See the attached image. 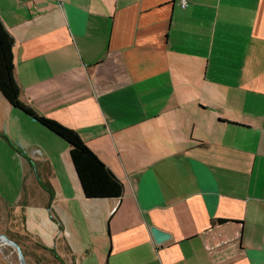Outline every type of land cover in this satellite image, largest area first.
<instances>
[{
  "label": "crops",
  "instance_id": "obj_1",
  "mask_svg": "<svg viewBox=\"0 0 264 264\" xmlns=\"http://www.w3.org/2000/svg\"><path fill=\"white\" fill-rule=\"evenodd\" d=\"M184 2L0 0L20 100L123 184L86 198L68 144L0 93V234L19 222L35 264L34 239L69 264H264V0Z\"/></svg>",
  "mask_w": 264,
  "mask_h": 264
},
{
  "label": "trees",
  "instance_id": "obj_2",
  "mask_svg": "<svg viewBox=\"0 0 264 264\" xmlns=\"http://www.w3.org/2000/svg\"><path fill=\"white\" fill-rule=\"evenodd\" d=\"M13 44V37L0 20V93L10 105L32 117L40 125L44 126L68 144L69 156L86 198H119L123 193L122 182L108 167L105 166L103 162L99 160L74 130L63 126L52 119L39 115L31 107L20 100V87L14 76ZM42 185L49 193L50 203L54 197L53 189L47 182H43ZM20 204H24L23 201ZM52 218L56 220L53 216ZM7 237L20 246L25 257V262L26 264H29V258H32L28 256L29 252L27 246L24 245L25 238L31 240L29 234L23 232L19 238L17 237V234L14 236L7 235ZM32 243L36 251L40 250V253L43 255L42 257H37L36 252L31 253L37 264L42 262L43 259H46L45 261L48 259L57 264H69L63 257L57 254L54 249L44 246L38 239H34V241L32 240ZM36 257L39 259H36ZM70 261V264H73L72 256H70Z\"/></svg>",
  "mask_w": 264,
  "mask_h": 264
},
{
  "label": "water",
  "instance_id": "obj_3",
  "mask_svg": "<svg viewBox=\"0 0 264 264\" xmlns=\"http://www.w3.org/2000/svg\"><path fill=\"white\" fill-rule=\"evenodd\" d=\"M151 233L155 242L157 243H160L169 237L168 234L154 227L151 228ZM0 240L4 241L6 244L12 246L15 249L19 264H26L23 252L16 242L10 240L5 234H0Z\"/></svg>",
  "mask_w": 264,
  "mask_h": 264
},
{
  "label": "rangeland",
  "instance_id": "obj_4",
  "mask_svg": "<svg viewBox=\"0 0 264 264\" xmlns=\"http://www.w3.org/2000/svg\"><path fill=\"white\" fill-rule=\"evenodd\" d=\"M9 225V227H10V230L11 231H13L15 234H17V237L19 238L21 235H22V232H21V228H20V224H19V222L17 223V225L16 226H12L11 227V225L10 224H8ZM4 228V226H2V229ZM9 232V231H8ZM43 255L40 253V257H42ZM46 259H43V261L42 262H40V263H38V264H57V263H53V262H51V261H49L48 259H47V261H45ZM4 261V260H3ZM5 262L7 263V264H9L8 262H7V260H5ZM12 264H19L18 263V261H17V259L13 256V263ZM29 264H35L34 262H33V260L32 259H30L29 258Z\"/></svg>",
  "mask_w": 264,
  "mask_h": 264
},
{
  "label": "built area",
  "instance_id": "obj_5",
  "mask_svg": "<svg viewBox=\"0 0 264 264\" xmlns=\"http://www.w3.org/2000/svg\"><path fill=\"white\" fill-rule=\"evenodd\" d=\"M182 6H185V2H184V0H182Z\"/></svg>",
  "mask_w": 264,
  "mask_h": 264
}]
</instances>
